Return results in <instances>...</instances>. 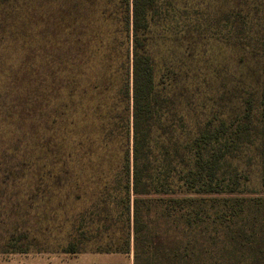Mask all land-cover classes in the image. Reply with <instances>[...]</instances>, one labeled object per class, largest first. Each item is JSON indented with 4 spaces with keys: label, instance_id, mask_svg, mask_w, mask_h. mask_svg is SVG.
<instances>
[{
    "label": "trees",
    "instance_id": "obj_1",
    "mask_svg": "<svg viewBox=\"0 0 264 264\" xmlns=\"http://www.w3.org/2000/svg\"><path fill=\"white\" fill-rule=\"evenodd\" d=\"M156 3L121 0L122 15L113 20L119 35L106 39L99 31L85 57L94 67L70 72L79 79L60 88V172L73 185L56 204L50 225L57 231L44 241L51 246L35 250L128 256L131 264H264V196L236 195L225 136L186 133L184 115L158 83L141 38ZM260 133L264 185V95ZM8 239L0 252L34 249Z\"/></svg>",
    "mask_w": 264,
    "mask_h": 264
},
{
    "label": "rangeland",
    "instance_id": "obj_2",
    "mask_svg": "<svg viewBox=\"0 0 264 264\" xmlns=\"http://www.w3.org/2000/svg\"><path fill=\"white\" fill-rule=\"evenodd\" d=\"M120 5L0 0V250L9 237L34 248L0 252V261L131 264L128 256L35 250L51 246L44 241L57 231L50 225L56 204L73 185L60 172L66 156L65 134L54 117L60 88L79 79L70 72L94 67L85 57L96 49L99 31L106 39L119 35L113 20L122 15ZM149 19L142 42L161 89L184 115L186 133L200 128L225 136L228 170L240 183L236 195L264 196V0H157Z\"/></svg>",
    "mask_w": 264,
    "mask_h": 264
}]
</instances>
